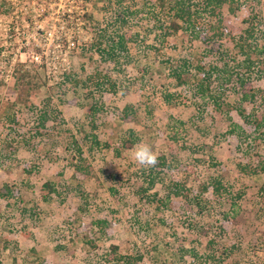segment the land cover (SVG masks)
I'll use <instances>...</instances> for the list:
<instances>
[{
    "label": "rangeland",
    "instance_id": "374dc122",
    "mask_svg": "<svg viewBox=\"0 0 264 264\" xmlns=\"http://www.w3.org/2000/svg\"><path fill=\"white\" fill-rule=\"evenodd\" d=\"M231 2L170 34L156 0H0V264H264V143L216 105L264 114L229 41L264 45V0Z\"/></svg>",
    "mask_w": 264,
    "mask_h": 264
},
{
    "label": "trees",
    "instance_id": "16d2710c",
    "mask_svg": "<svg viewBox=\"0 0 264 264\" xmlns=\"http://www.w3.org/2000/svg\"><path fill=\"white\" fill-rule=\"evenodd\" d=\"M232 0H156L158 7L165 10L166 22L164 24V30L167 33L174 34L178 31L184 24V27L190 28L193 25V14L194 8L192 6L194 3H200L202 10L209 14H213L216 16L217 13L214 12L216 9H220L222 6L227 5L232 10L231 2ZM254 17H247L242 19V23H245V27L242 29L241 34L237 36V39L231 38L232 48L236 54L243 55V65L245 68L253 66V64H258L257 67L260 65V61H264V45H256L248 43L247 40L250 37H253L254 33ZM217 23L219 24L220 19L219 17L216 18ZM218 28H215L217 31ZM218 36H220L221 32L218 31ZM255 38V37H254ZM255 40V39H253ZM106 47H101L100 49L97 48L96 51L103 52L104 54L112 53L117 47L123 48L122 39L118 37L114 43H106ZM117 45V47L114 46ZM172 77H174L175 81L178 84L184 82L179 71H172ZM206 86L202 83H199L198 90L203 91ZM255 97V93L253 90L243 91L241 98L239 101H219L216 105L219 109L227 112L229 109H233L235 113L238 114L241 123L248 129V131L241 125L235 124L229 131L234 132H242L246 134V132L252 134V138L255 141H259L264 143V114L263 115H256L253 110L245 111L244 107L241 105L243 101L253 102ZM126 116V115H125ZM94 138V135H93ZM125 146H130L129 141L124 142ZM261 163V161H260ZM259 170L264 171V165H259ZM214 190H217L216 186H213ZM40 198L42 201H46L49 197V193L52 191V186L50 182L47 180H42L40 188ZM109 251L117 254V246L116 245H109ZM118 258L122 259V264H133V260H137L140 258L139 255L131 257L129 255H115Z\"/></svg>",
    "mask_w": 264,
    "mask_h": 264
},
{
    "label": "clouds",
    "instance_id": "9594fccd",
    "mask_svg": "<svg viewBox=\"0 0 264 264\" xmlns=\"http://www.w3.org/2000/svg\"><path fill=\"white\" fill-rule=\"evenodd\" d=\"M123 89H119V94H123ZM132 161L141 169H151L158 165L159 157L146 143L137 144L131 153Z\"/></svg>",
    "mask_w": 264,
    "mask_h": 264
},
{
    "label": "built area",
    "instance_id": "2783aa9c",
    "mask_svg": "<svg viewBox=\"0 0 264 264\" xmlns=\"http://www.w3.org/2000/svg\"><path fill=\"white\" fill-rule=\"evenodd\" d=\"M12 29L15 31L16 34H18L17 27H12ZM33 60L38 61V56L37 55H34L33 56Z\"/></svg>",
    "mask_w": 264,
    "mask_h": 264
}]
</instances>
